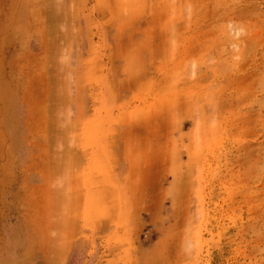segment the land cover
<instances>
[{
	"label": "rangeland",
	"instance_id": "rangeland-1",
	"mask_svg": "<svg viewBox=\"0 0 264 264\" xmlns=\"http://www.w3.org/2000/svg\"><path fill=\"white\" fill-rule=\"evenodd\" d=\"M90 148L133 208L82 264H264V0H0V264H69Z\"/></svg>",
	"mask_w": 264,
	"mask_h": 264
},
{
	"label": "crops",
	"instance_id": "crops-1",
	"mask_svg": "<svg viewBox=\"0 0 264 264\" xmlns=\"http://www.w3.org/2000/svg\"><path fill=\"white\" fill-rule=\"evenodd\" d=\"M120 141L117 135L114 142H117L118 147L120 146ZM91 151V148L85 154L80 150L78 151L80 177L78 179V190L76 192L78 199L76 231L79 234L73 237V244L65 255V257L70 259L68 262L69 264H82L83 259L88 258L91 243L94 241L100 242L99 236H102L105 229L117 224L116 220L117 215L121 211L120 209L127 210L130 206L133 208V200L131 197L130 201H128V205L125 200H123V188H126V175L123 170V165L121 164V158L119 157L120 165L117 164L116 166L114 164V171L117 173V178L121 187V189L119 187L118 190L114 185L115 183H112L109 174L102 175V171L99 169L100 166L96 163L97 159H91ZM15 157L17 158L14 160L13 173L14 185H17L19 188L16 190L18 192L17 194L23 193V183H25V185L28 183L30 194H35L39 185H44V183L45 186L48 185L47 179L49 177L47 178V176L50 174V170L46 167L48 155H41L38 157V154L30 153L24 156L19 154V156ZM8 162H11V160L7 161L5 169L3 168L4 164L1 165V172L3 168L7 174H10L11 165H9ZM42 173L45 175V181ZM14 207L16 208V205ZM29 208L32 209L31 206ZM103 211H105V216H103ZM106 211H111V214L108 215ZM24 222L25 221L20 218H15L13 220V225L11 226L12 232L5 235V242L8 243L9 247L4 250H2V248L0 249V258L1 255H3L2 251L11 250L14 243L22 241L21 234L18 233V230H21ZM32 224L34 223L30 222V226ZM1 226H3V222H1ZM30 236L28 240H38V238L33 237L32 234H30ZM1 240H3L2 237ZM91 256L92 258L96 257V255H90V257Z\"/></svg>",
	"mask_w": 264,
	"mask_h": 264
},
{
	"label": "bare ground",
	"instance_id": "bare-ground-1",
	"mask_svg": "<svg viewBox=\"0 0 264 264\" xmlns=\"http://www.w3.org/2000/svg\"><path fill=\"white\" fill-rule=\"evenodd\" d=\"M64 166H66V165H64ZM64 166H63V167H64ZM63 169H64V168H63ZM64 176H65V175H64Z\"/></svg>",
	"mask_w": 264,
	"mask_h": 264
}]
</instances>
